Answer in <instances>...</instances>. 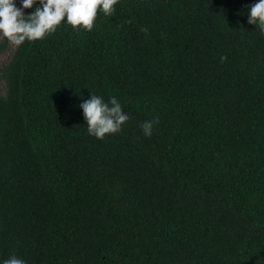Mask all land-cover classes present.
Returning a JSON list of instances; mask_svg holds the SVG:
<instances>
[{
  "label": "trees",
  "instance_id": "trees-1",
  "mask_svg": "<svg viewBox=\"0 0 264 264\" xmlns=\"http://www.w3.org/2000/svg\"><path fill=\"white\" fill-rule=\"evenodd\" d=\"M254 2L118 0L91 31L62 22L16 47L0 68V259L264 264ZM92 93L119 99L121 131L88 134Z\"/></svg>",
  "mask_w": 264,
  "mask_h": 264
},
{
  "label": "clouds",
  "instance_id": "clouds-1",
  "mask_svg": "<svg viewBox=\"0 0 264 264\" xmlns=\"http://www.w3.org/2000/svg\"><path fill=\"white\" fill-rule=\"evenodd\" d=\"M118 0H0V37L17 46L25 41L34 42L57 30L62 22L73 28L91 31L98 11L105 16L113 15ZM27 12L28 9H33ZM248 23L256 25L264 34V0H255L247 9ZM147 32V28L141 29ZM222 61L227 57L222 56ZM79 107L87 124V132L97 139L122 130L130 119L116 96L107 101L91 94ZM158 121L146 120L140 124L145 136L150 137ZM0 264H27L15 254L0 259Z\"/></svg>",
  "mask_w": 264,
  "mask_h": 264
},
{
  "label": "rangeland",
  "instance_id": "rangeland-1",
  "mask_svg": "<svg viewBox=\"0 0 264 264\" xmlns=\"http://www.w3.org/2000/svg\"><path fill=\"white\" fill-rule=\"evenodd\" d=\"M17 45L10 43L8 49L0 54V68L3 66L4 63L8 62L11 58L13 51L16 49ZM1 75V69H0ZM5 82L0 77V88L4 89Z\"/></svg>",
  "mask_w": 264,
  "mask_h": 264
}]
</instances>
